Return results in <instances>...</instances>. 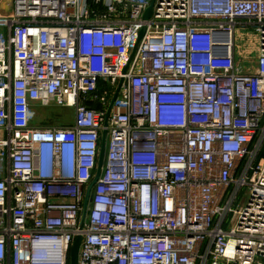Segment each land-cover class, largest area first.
<instances>
[{"label": "built area", "instance_id": "built-area-1", "mask_svg": "<svg viewBox=\"0 0 264 264\" xmlns=\"http://www.w3.org/2000/svg\"><path fill=\"white\" fill-rule=\"evenodd\" d=\"M152 1L0 9V264H264V0Z\"/></svg>", "mask_w": 264, "mask_h": 264}, {"label": "rangeland", "instance_id": "rangeland-1", "mask_svg": "<svg viewBox=\"0 0 264 264\" xmlns=\"http://www.w3.org/2000/svg\"><path fill=\"white\" fill-rule=\"evenodd\" d=\"M2 1L4 6L6 7V10H8V4L10 3L11 0L9 2L8 0H2ZM252 40L253 43H255L256 35L253 27L244 30L237 29L236 43L238 45V48H240L241 50L247 48ZM256 59H257L256 52H253L250 59L251 60L250 65L254 66L256 63ZM27 116L29 118V123L32 126L62 127V126H69L73 123L75 110L72 108H61L57 106L43 107L39 105H34L28 111Z\"/></svg>", "mask_w": 264, "mask_h": 264}, {"label": "water", "instance_id": "water-1", "mask_svg": "<svg viewBox=\"0 0 264 264\" xmlns=\"http://www.w3.org/2000/svg\"><path fill=\"white\" fill-rule=\"evenodd\" d=\"M154 3H155V0L152 1L151 6L146 10L144 19L148 20L152 16ZM144 33H145V28H143L141 30V32H140V39L143 37ZM119 89H120V85L117 88V90H116V92H115V94H114V96L112 98L111 105H110V107L108 109L107 118H108L109 113L111 111V108H112V106H113V104H114V102H115V100L117 98ZM105 125H107V121H106ZM105 153H106V132H104V135H103V138H102V142H101L99 161H98V168H97V171H96L95 178L89 184V186L87 187V190H86L85 200H84V205H83L84 209H83V215H82L81 228H83V223H84L85 218L87 216V211H88V207H89V203H90L92 189H93L94 185L97 183V181H98V179H99V177L101 175V172H102V168H103V164H104V158H105ZM81 242H82V236L79 235L77 237V239L75 240V242H74V244L72 246V249L70 251V264H78L79 250H80Z\"/></svg>", "mask_w": 264, "mask_h": 264}, {"label": "crops", "instance_id": "crops-1", "mask_svg": "<svg viewBox=\"0 0 264 264\" xmlns=\"http://www.w3.org/2000/svg\"><path fill=\"white\" fill-rule=\"evenodd\" d=\"M9 1L10 0H8V2ZM90 1L91 3H94V0H90ZM0 9L3 11L6 10L3 1L0 2ZM8 39H9V32L7 30L0 29V51H5L8 48ZM263 160H264V156L262 157L261 161Z\"/></svg>", "mask_w": 264, "mask_h": 264}, {"label": "trees", "instance_id": "trees-1", "mask_svg": "<svg viewBox=\"0 0 264 264\" xmlns=\"http://www.w3.org/2000/svg\"><path fill=\"white\" fill-rule=\"evenodd\" d=\"M263 156H264V149H263V152H262V154L260 156V159H262Z\"/></svg>", "mask_w": 264, "mask_h": 264}]
</instances>
